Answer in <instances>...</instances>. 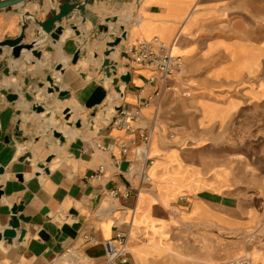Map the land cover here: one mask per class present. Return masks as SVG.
I'll use <instances>...</instances> for the list:
<instances>
[{
	"label": "crops",
	"instance_id": "crops-1",
	"mask_svg": "<svg viewBox=\"0 0 264 264\" xmlns=\"http://www.w3.org/2000/svg\"><path fill=\"white\" fill-rule=\"evenodd\" d=\"M63 2L26 0L0 9V40L18 36L23 15L29 12L25 42L46 38L45 47L38 42L35 45L42 50L41 59L49 52L54 68L59 62L63 64L61 73L49 66L39 67V59L29 51L17 59L9 47L0 54V79L14 77L19 84L23 80L42 83L40 77L51 75L59 85L55 78L59 72L63 79L59 86L69 90L71 97L63 101L57 92H47L53 101V107L46 109L47 118L52 113L59 120L64 108L78 105L90 120L94 110L108 105L110 88L105 83L113 84L102 61L107 42L123 32L125 37L116 47L118 57L110 54L118 62L117 74L127 70L121 52L155 36L170 43L184 65L173 75V90L158 93L156 82L151 80L156 71L130 65V82L119 85H124V107L139 112L134 132L111 123L95 129L93 121L88 131L75 127L77 135L65 136L64 142L52 134L53 129L58 130L57 124L47 121L38 134L24 123L30 122L29 108L34 101L25 98L28 89L1 86L17 92L19 99L8 102L0 91V166L5 167L0 174V231L9 228L11 206L23 202L24 208L17 214L21 223L17 234L23 228L27 233L23 241L15 238L12 244L0 242V263L47 259L72 242L88 257L101 259L105 257L104 240L116 231L129 230V242L134 246L155 230V218L164 217L168 230L176 228L175 207L184 215L178 221L181 227L214 230V255L221 257L223 244L218 238L224 228L253 227L260 224L264 212V26L259 42L255 39L256 20H264V0H92L84 13L74 10L63 19V33L71 30L64 38L60 36L57 48L53 39L40 31L35 18L47 19ZM113 16L118 19L106 22ZM102 24L108 26L107 31L99 29ZM48 45L54 50H48ZM78 49L80 57L74 64L71 60ZM59 51L68 56V61L58 59ZM6 68L9 74H5ZM34 113L37 117L44 114ZM18 131L23 139H18ZM143 132L151 137L152 181L141 184L137 194L127 196L129 184L137 186L140 181L137 176L130 177L127 168L122 169V163L131 161L133 154L122 155L120 144L140 139ZM5 135L9 143L4 142ZM18 144L22 145L19 152ZM203 147L214 148V155L211 151L213 156L204 159L200 151ZM26 152L33 154L27 158L29 164L20 161ZM52 153L54 157L46 162ZM39 164H45L50 172L42 171ZM100 166L103 171L98 177ZM241 178L247 179L245 186ZM245 188L248 206L241 210L240 193ZM111 190H116L115 195ZM106 194L116 200L117 206L112 214L101 216L95 210ZM44 207L47 213L42 212ZM74 223H79L77 229L72 227ZM42 230L50 235L49 240L39 237ZM149 258L155 262V257ZM137 262L131 252L128 264Z\"/></svg>",
	"mask_w": 264,
	"mask_h": 264
},
{
	"label": "rangeland",
	"instance_id": "rangeland-1",
	"mask_svg": "<svg viewBox=\"0 0 264 264\" xmlns=\"http://www.w3.org/2000/svg\"><path fill=\"white\" fill-rule=\"evenodd\" d=\"M259 12V8L257 6V15ZM242 23V21H240ZM263 26H264V20H256V29H257V35H256V41L259 42L260 40V36H259V32L261 30H263ZM49 67L52 69V71L55 70V68L53 67V62H51L49 64ZM45 75V74H43ZM42 75V76H43ZM47 77V76H46ZM46 77H40V79L42 80V83H45L46 86L44 87V94H45V98H49L46 99V102H40L39 104L43 105L45 107V109H49L51 107H53V101L51 99L50 96H48L47 93V87L49 86V82L46 80ZM0 79V88L1 86H3V79ZM113 84V83H112ZM39 83H37L36 80H31L29 81V83L25 84L24 80L22 83H16V86H14L15 88L20 87V88H25L28 89L29 92L31 94H33V100L31 106L35 102V94L38 91L37 89L39 88ZM105 85L107 87L110 88V91H113L114 89L116 90V88L114 87V85H111L110 81H107L105 83ZM122 86V85H121ZM124 89V88H123ZM162 90H170V89H161L159 92H161ZM124 91V90H123ZM4 96V95H3ZM5 97V96H4ZM123 102V96H120L119 99L117 100V103H114L113 105V109L109 110L108 105H106L105 107L99 108L96 110V114L98 112L101 113H106L107 116H104L98 120L94 119L93 120L96 122L95 123V129L98 128V126L100 124H109L110 120L112 119V116L114 114V109L116 104H122ZM117 105V106H118ZM30 106V114H32V116L29 115V121H24V123L31 125L32 127L35 128V131L38 132V134L40 133V131H42V129L44 128V126L46 125V120H47V112L45 114H43V116L41 117H37L35 115V111L32 110ZM74 109L73 114L75 115L74 118L77 119H81V121L83 122V128L84 130H89L90 126H91V122L89 120V118H87L85 116V114L83 112H81L80 110L78 111L77 109H75L73 106H71V110ZM72 113V112H71ZM59 123H66L65 118H64V114L63 111L60 112V117H59ZM58 123V124H59ZM57 124V125H58ZM67 124V123H66ZM75 127V126H74ZM163 129H165V125L162 126ZM156 131H158V126L155 127V133ZM79 132V131H78ZM35 146V145H34ZM200 151L202 152V157L204 159H208L211 156L214 155V148L210 149V148H201ZM211 151L213 153V155H211ZM241 159L245 158V156L241 155L239 156ZM245 175H241V177H243ZM247 183V179L241 178V185L245 186ZM241 194V205H240V209L241 210H246L247 206H248V202H247V195H246V188L244 190V193H240ZM107 199L110 202L116 203V200H114L113 197H111L110 195L106 194V196H104L102 199ZM98 208V207H97ZM175 209V217L174 220L177 221V227L173 228L172 230H168L169 232V237L172 239V241L174 242V246H173V253H169L167 256H165L163 259H159L158 261H150L149 264H167L165 263L166 261V257L168 256H173V261L168 263V264H216L218 262L224 261V260H228L231 259L233 257L236 256H248L250 259V251L255 247V246H259L262 245L264 243V212L262 213V219L260 224H257L253 227H248V228H243V229H227L224 228L223 230V236L220 235V237L218 238L219 241L222 242L223 246H222V252L223 255L221 257H215L214 253H215V249H216V235L214 230L211 229H207V230H198V229H193V228H183L181 227V224L178 223V221L182 218V210L175 207L173 208ZM95 213H99L98 209L95 210ZM244 215V214H241ZM114 218V217H113ZM173 220V217H172ZM116 222H118L116 220ZM72 247L76 248L77 251L79 252L80 255V259H79V264H82L84 260L89 259V263L88 264H107L106 262V258H101V259H92L90 257H88V255L85 253V251L80 248V246L75 243L72 242L70 244H66L64 246H62L59 250L56 251L55 254L50 255L47 259H42V260H29L27 262V264H54L56 262V260L62 255V253H65L66 251H68L69 249H71ZM129 250L131 251V243H129ZM175 252H179L180 254H182V256H178L176 254H174ZM193 259V260H192ZM2 264V263H0ZM65 264H74L71 262H65ZM84 264V263H83Z\"/></svg>",
	"mask_w": 264,
	"mask_h": 264
},
{
	"label": "water",
	"instance_id": "water-1",
	"mask_svg": "<svg viewBox=\"0 0 264 264\" xmlns=\"http://www.w3.org/2000/svg\"><path fill=\"white\" fill-rule=\"evenodd\" d=\"M26 0H0V9L3 8H8L11 6L19 5ZM92 0H83L82 2L76 1V0H64L63 3H61L57 8H53L51 13L52 15L48 17L45 20H39L35 18L36 24L39 26L40 31L44 32L48 36H50L53 39V43L56 44L57 41L60 39V36L63 34L64 31V25L61 24L64 18L69 17L71 13L74 10L80 11L81 13H84V10L86 8V5L91 3ZM31 14L28 12L23 15V22L21 24V30L18 36L16 37H7L5 39L0 40V54L4 53V48L9 47L11 48V54L15 59L21 57L24 51H29L35 57L36 59H41L42 57V50L36 48V43L38 42L39 37V31H38V37L37 40H34L32 42H25L26 39V30L29 27V23L27 22L26 18L30 17ZM118 18L117 16L113 17H107L106 22L110 21H116ZM72 29L75 31L76 34H79V30L77 27L72 24ZM102 32H105L108 30V26L106 24H102L99 28ZM125 37L124 32L120 34L117 38L107 42V50L105 51V58L102 61V67L104 69V72L107 77H112V83L114 87L116 88L117 91H121V85H119V82H122L124 84H128L131 80V73L129 71H126L121 74H117L118 70V62L116 60H113L110 58L111 52L115 51L116 47L119 45L121 42V39ZM47 49L50 51L54 50V47L52 45H48ZM123 57H127V53L122 51L121 52ZM80 57V50H76L71 62L76 64L78 59ZM55 69L57 71H60L61 73L64 72V67L61 62L57 63L55 66ZM5 74H9V68H6ZM46 80L49 82V86L47 87V92L48 93H53L57 92L58 93V99L60 100H66L71 97V93L67 89H61V87L56 84L53 76L47 75ZM25 83L27 84L28 81L26 80ZM39 88H42L45 86V83H39ZM1 93L6 97L8 102H15L19 99V94L17 92H13L9 89L6 88H1ZM25 98L29 101L33 100V95L30 94L29 92L25 93ZM32 110L35 111L36 113H42L45 112V107L39 103H34L31 106ZM116 110H119L120 107L116 106ZM72 110L70 107H66L63 109V114L66 123L69 126H75L77 128L83 127V122L81 119H77L74 122L70 120L71 118V113ZM51 114H49L50 116ZM96 115V110L92 113V118L90 119L91 124L93 123V117ZM52 134L60 139L61 142H64L66 137L63 135V133L57 129L52 130ZM0 136H1V130H0ZM18 139H23L22 132L18 131L17 132ZM4 142L9 143L10 139L9 136L5 135L4 136ZM33 154L31 152H26L22 157H20V161H24L27 164H29V161L27 158H32ZM54 157V154H50L46 158V162H50L51 159ZM128 163L123 162L121 167L122 169L127 168ZM39 168H41L42 171L49 173L50 170L45 164H39ZM5 172V167L0 166V174ZM19 179H22L21 175H17ZM3 195V191L0 190V197ZM24 208V203L20 202L19 204H13L11 206V212H12V217L9 222V228L4 229L3 231H0V242L2 240L7 241L8 243L12 244L14 242L15 238H18L19 241H23V239L26 236L27 231L23 228L20 230L19 235L17 234V229H20L21 223L19 221V218L17 217V214L19 211L23 210ZM43 213L48 212V208L44 207L42 210ZM71 213H76V211H70ZM74 229H77L79 227V223H74L72 226ZM39 237L43 240H49L50 235L47 234L45 231H40L39 232ZM56 239L59 238V235L55 236ZM51 252L46 254V256H49Z\"/></svg>",
	"mask_w": 264,
	"mask_h": 264
},
{
	"label": "built area",
	"instance_id": "built-area-1",
	"mask_svg": "<svg viewBox=\"0 0 264 264\" xmlns=\"http://www.w3.org/2000/svg\"><path fill=\"white\" fill-rule=\"evenodd\" d=\"M123 51L127 53V57H124L127 61L126 71H129L130 65L153 68L156 74L151 77V80L157 84L156 93L161 89L173 90V75L183 69L184 63L180 56L173 53V47L170 43L155 36L128 46ZM118 107L120 109H114L109 124L134 132L136 130L134 121L139 117L138 110L128 109L123 104H119ZM150 140V135L143 132L140 134V139L133 138L130 143L121 142L120 144L122 155L133 154V159L128 161L126 172L132 178L137 176L140 181L137 186L129 184L126 191L127 196L137 194L141 184H150L152 181L149 171L154 159L150 154ZM120 163L122 162H119V165H121ZM102 171L103 166H100L98 177L102 174ZM110 193L115 195L116 190H111ZM129 236V230H120L116 231L114 236L104 240L103 246L107 264H128L131 255ZM216 264H252V260L248 256H236Z\"/></svg>",
	"mask_w": 264,
	"mask_h": 264
},
{
	"label": "bare ground",
	"instance_id": "bare-ground-1",
	"mask_svg": "<svg viewBox=\"0 0 264 264\" xmlns=\"http://www.w3.org/2000/svg\"><path fill=\"white\" fill-rule=\"evenodd\" d=\"M70 28H68L67 30H65V32L63 33V35L61 36V38H64L69 32H70ZM38 43L42 46L45 47V45L47 44V39L46 38H39L38 39ZM57 48L59 47L58 44ZM173 52L176 53V49H173ZM256 56L259 55V51L256 50ZM111 55L115 58L118 57V51H113L111 52ZM58 59L61 61H68V56L65 55L63 52L59 51L58 53ZM52 58V55L47 52L45 53L44 57L39 61V67H45V66H49L50 64V60ZM122 69V67L120 68ZM55 78L56 81H58L61 85H62V81L63 79L61 78V76L59 75V72L57 74H55ZM110 80V79H109ZM59 84V85H60ZM3 85L5 86H15L16 85V79L14 77L12 78H5L3 81ZM46 86V84H45ZM44 86V87H45ZM44 87L42 88H38L36 94H35V102L40 103V102H46V99H48L47 97L45 98V94H44ZM62 87V86H61ZM124 85L121 86V91H117V90H113L109 92V95L106 99V102L108 103V108L109 110L113 109L112 107L114 106V103H117V100L119 99L120 96H122V92ZM66 101V100H63ZM68 104H71V102H69ZM118 104H116L117 106ZM75 109H77L79 111V107L78 105L74 106ZM47 111L45 110L44 114ZM74 109H72V114H71V118L70 120L72 122H74L76 120L75 115L73 114ZM104 116H107L106 113H101L98 112L95 116L94 119L98 120ZM48 122H50L52 125H56L59 123V121L57 119H55L51 115L49 116V118H47ZM95 122V121H94ZM96 123V122H95ZM94 123V124H95ZM92 125V124H91ZM58 130H60L64 136H66L67 138H74L77 135L78 129H76L74 126H69L66 123H62L60 122L58 125ZM83 128V127H82ZM80 129V128H79ZM22 148L21 144H18L16 146V151L19 152ZM117 204L110 202L107 199H102L99 202L98 205V211L99 214L101 216H108L109 213L112 214V212L114 211V209L116 208ZM182 217L184 216L183 213L181 215ZM159 221V224L156 225V223ZM110 225V224H109ZM167 222L165 221L164 217H161L159 219L155 218V230H152L151 232H147V238L145 239L144 242L138 243L134 246L131 245V252L135 255V257L137 258V264H149L150 262V258L151 257H155V261H158L159 259H163L165 256H167L169 253H173V246H174V242L172 241V239L169 237V232L166 229L167 226ZM132 236L135 237V233L132 232ZM5 251V250H4ZM174 254L178 255V256H182V254H180L179 252H175ZM250 257L252 260V264H264V243L262 245L259 246H255L251 251H250ZM173 256H168L166 257V261L165 263H170L173 261ZM80 255L79 252L77 251L76 248L72 247L71 249H69L68 251H66L65 253H62V255L56 260V262L54 264H65V262H71L74 264H79V259H80ZM193 260V259H192ZM84 264H88L89 263V259L84 260L83 261ZM82 263V264H83Z\"/></svg>",
	"mask_w": 264,
	"mask_h": 264
}]
</instances>
